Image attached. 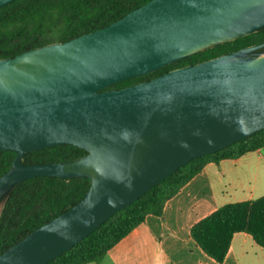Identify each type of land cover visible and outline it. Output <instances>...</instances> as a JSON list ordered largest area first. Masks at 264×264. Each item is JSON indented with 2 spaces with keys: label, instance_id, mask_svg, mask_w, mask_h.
I'll return each instance as SVG.
<instances>
[{
  "label": "water",
  "instance_id": "obj_1",
  "mask_svg": "<svg viewBox=\"0 0 264 264\" xmlns=\"http://www.w3.org/2000/svg\"><path fill=\"white\" fill-rule=\"evenodd\" d=\"M262 27L264 0H149L102 28L0 58V150L15 152L0 209L32 177L90 179L0 264H45L191 159L264 129V43L106 89ZM59 144L86 154L22 161Z\"/></svg>",
  "mask_w": 264,
  "mask_h": 264
},
{
  "label": "trees",
  "instance_id": "obj_2",
  "mask_svg": "<svg viewBox=\"0 0 264 264\" xmlns=\"http://www.w3.org/2000/svg\"><path fill=\"white\" fill-rule=\"evenodd\" d=\"M149 0H13L0 7V58L51 42L67 41L102 28ZM264 43V27L237 39L219 43L142 76L113 83L122 88L149 80L168 70L194 64L237 49ZM258 49V51H261ZM264 147L261 129L213 153L191 159L163 178L126 207L117 210L81 241L45 264H99L101 258L142 224L148 215H160L167 200L209 162L235 159ZM86 154L82 148L59 144L27 153L22 161H67ZM15 152L0 150V175ZM90 186L88 177L35 176L17 183L0 209V253L38 226L72 207ZM246 232L264 247V195L253 200L226 203L198 220L190 236L202 251L222 262L233 234Z\"/></svg>",
  "mask_w": 264,
  "mask_h": 264
},
{
  "label": "crops",
  "instance_id": "obj_3",
  "mask_svg": "<svg viewBox=\"0 0 264 264\" xmlns=\"http://www.w3.org/2000/svg\"><path fill=\"white\" fill-rule=\"evenodd\" d=\"M264 195V147L235 159L209 162L166 201L160 215H148L99 264H264V247L250 234H233L229 250L217 262L194 242L190 228L218 207ZM164 255L168 263H161Z\"/></svg>",
  "mask_w": 264,
  "mask_h": 264
},
{
  "label": "rangeland",
  "instance_id": "obj_4",
  "mask_svg": "<svg viewBox=\"0 0 264 264\" xmlns=\"http://www.w3.org/2000/svg\"><path fill=\"white\" fill-rule=\"evenodd\" d=\"M52 43V42H51ZM264 48H262V50H263ZM160 259L162 260L161 261V263H168L167 262V260L165 259V257H164V255L162 256V254H161V257H160ZM155 257L154 256H152L151 258H150V261H149V263H147V264H155Z\"/></svg>",
  "mask_w": 264,
  "mask_h": 264
},
{
  "label": "flooded vegetation",
  "instance_id": "obj_5",
  "mask_svg": "<svg viewBox=\"0 0 264 264\" xmlns=\"http://www.w3.org/2000/svg\"><path fill=\"white\" fill-rule=\"evenodd\" d=\"M258 51V50H257Z\"/></svg>",
  "mask_w": 264,
  "mask_h": 264
}]
</instances>
